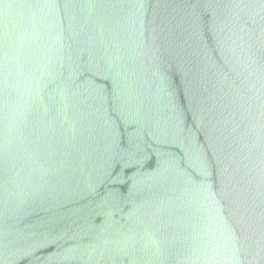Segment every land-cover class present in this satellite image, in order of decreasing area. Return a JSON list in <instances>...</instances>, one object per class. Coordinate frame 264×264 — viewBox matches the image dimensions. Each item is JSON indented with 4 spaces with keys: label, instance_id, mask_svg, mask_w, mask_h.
Instances as JSON below:
<instances>
[{
    "label": "water",
    "instance_id": "obj_1",
    "mask_svg": "<svg viewBox=\"0 0 264 264\" xmlns=\"http://www.w3.org/2000/svg\"><path fill=\"white\" fill-rule=\"evenodd\" d=\"M0 264H264V0H0Z\"/></svg>",
    "mask_w": 264,
    "mask_h": 264
}]
</instances>
